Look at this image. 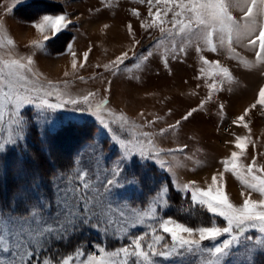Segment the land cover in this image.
<instances>
[{"label": "rangeland", "instance_id": "rangeland-1", "mask_svg": "<svg viewBox=\"0 0 264 264\" xmlns=\"http://www.w3.org/2000/svg\"><path fill=\"white\" fill-rule=\"evenodd\" d=\"M133 9L139 10V17L133 15ZM148 10L147 2L141 4L139 0H20L19 3L16 0H0V69L5 80L11 77L4 61L19 59L27 63V58L31 56L32 65L20 70L26 78L22 83L29 88H44L54 93L58 90L61 95L49 96L50 103L67 101L69 97L79 99L90 92L95 94L88 103L82 100L76 105L65 103L62 108L26 106L25 114L31 119L26 136L16 144L7 145L2 153L16 148L26 157L29 152L27 146L32 145L31 138L35 134L41 141H48L52 148L51 156L59 169L49 177L52 185L41 191L46 201L44 205H47L42 209L44 221L55 222L65 194L84 182L78 178L84 171L87 172L85 180L90 185L87 190L89 198L100 200L108 216L115 221V227L109 228L107 235L101 230L84 228L70 240L35 247L37 255L32 264H39L44 253L49 257H58L72 253L77 245L90 252L96 251V245L109 251L126 246L130 238H117L124 235L125 222L134 220V213L147 210L158 196L164 195L161 192L163 186L168 188L165 196L167 207L158 209V216H171L192 227L211 226L213 221L218 226H226L223 218L213 216L205 207L194 205L186 194L177 192L175 185L195 181L196 186L206 188L213 174L223 172L221 183L225 185L226 195L239 206L250 190L232 172L225 171L222 163L233 151H240L235 146L237 136L250 137L240 162L250 164L255 156L257 167L264 165V106L257 104L256 108H251L258 99L259 89L264 87V64L256 62L255 52L243 45H234L239 53V58H234L219 45L216 53L210 52L195 36L162 34L159 29L145 31L140 22L151 19ZM155 10L153 7L152 11ZM44 14H66L72 24L57 38L45 42L46 48L41 50L33 47L31 41L42 38L33 23ZM233 15L239 17L240 13L234 10ZM171 17L172 13H169L168 19ZM129 23L132 25L131 32ZM133 33L139 44L134 43ZM9 40L13 42L9 44ZM188 40L191 42L188 43ZM197 46L203 52H197ZM173 47L177 49L175 55L171 54ZM181 47L183 52L179 51ZM89 50L85 62L83 53ZM72 51L76 53L77 70L72 69ZM125 51L130 57L135 53L137 58L126 61L117 73L105 69L104 65H110ZM149 51L152 55L145 60L144 56ZM164 55H168L167 64L163 62ZM201 55L229 68L232 83L218 84L221 88L219 92L210 90L207 85L213 83V77L202 75L200 70L212 71V68L202 63ZM245 62L254 63V66L246 67ZM137 63L140 68L134 66ZM219 79L216 77V80ZM210 91L212 98L208 100ZM102 99L108 104L101 114L112 131L105 128L94 114L96 105ZM201 102H205L204 107L192 118L174 130L169 128L188 110L198 108ZM246 109H250L245 116L247 128L234 123ZM109 110L115 116L123 114L128 123L124 126L117 124L109 115ZM149 121L155 123L150 124ZM161 129L166 131L161 133ZM9 132L6 118L0 126V139L6 141ZM143 132L150 135L144 137L141 135ZM47 134L51 136L47 137ZM113 135L133 144L139 141L147 150L146 155L134 154L130 159H122L123 149L112 139ZM180 148L183 151L177 150ZM38 155H30L29 160L34 158L33 161L38 160L48 167L50 162L47 158ZM11 163L8 164L9 169L15 168L9 176L11 180L4 182L0 179V199L4 194V198L9 200L3 203L4 206L0 202V221L3 222L0 228L4 229L0 234L9 240L13 249L11 255L0 252V256L9 260L18 258V247L22 256L24 250L35 246L29 233L34 234L40 227L32 222L31 214L21 215V211L31 208L38 214L41 212L38 207L41 198L35 199L33 192L20 186L11 188L15 176L26 175L17 168L15 159ZM117 167L120 175L114 177L112 173ZM106 179H116L118 183L109 188L105 184ZM7 189L10 194H5ZM251 198L260 199L261 196L252 192ZM9 204L10 210L6 209ZM153 223L145 218V224L128 231L143 234L150 231L149 225ZM155 226L158 234L166 237L161 243H171L170 237L159 230L158 224ZM260 237L257 229H250L245 236H241L240 243L234 246L225 264H249L247 251L252 248L255 252L251 256V264H264V249L255 243ZM224 238H228L227 234L221 237ZM214 243L206 241L204 246L212 247ZM158 250L163 249L158 247ZM155 259L158 264H175L171 258ZM207 259V255L189 256L185 264H203Z\"/></svg>", "mask_w": 264, "mask_h": 264}, {"label": "snow or ice", "instance_id": "snow-or-ice-1", "mask_svg": "<svg viewBox=\"0 0 264 264\" xmlns=\"http://www.w3.org/2000/svg\"><path fill=\"white\" fill-rule=\"evenodd\" d=\"M17 3L20 0H16ZM141 4L147 2L149 5L148 16L151 19L142 20L141 27L148 31L150 29H159V31L167 34L179 33L186 37L195 36L202 40L212 53L217 52V45L225 48L227 52L234 58H239L234 45H243L255 52L256 62L264 64V0H139ZM163 6V7H159ZM156 10L153 12L152 8ZM175 9V10H174ZM240 13L237 17L233 15V11ZM172 13L169 20L168 14ZM133 15L139 17L138 9H133ZM72 24V21L66 14H44L33 23V27L41 34V39H34L31 44L35 48L41 50L46 48L45 42H50L53 38H57L65 29ZM171 24V27L168 25ZM2 27V25H0ZM107 27V25H105ZM129 31H132V25L128 24ZM215 37V41H214ZM134 39V33H133ZM13 41L9 40L11 44ZM188 43L191 41L188 40ZM135 44H139L134 39ZM71 50V46H69ZM197 52H203V49L197 46ZM89 51L83 53L85 62L89 57ZM180 52L184 48L179 49ZM171 54H177V49L173 47ZM152 53L149 51L144 59L147 60ZM72 69L77 70L76 53L72 51ZM136 54L130 57L127 51L116 57L111 64L104 65L105 69L117 73L120 66L125 65L126 61L136 59ZM200 60L204 65L212 68L207 71L201 68L202 75L213 77V83L208 84L210 90L219 92V85L225 82L232 83V73L229 68L220 65L218 61H209L203 55ZM163 62L167 64L168 55L163 56ZM8 68L9 80H5L3 70L0 69V126L5 123L7 118L9 126V137L6 141L0 139V153H2L7 145L16 144L23 139L31 123L30 117L25 113L26 106L34 105L38 109L45 107L49 109L62 108L65 103L76 105L81 102L88 103L94 93H88L79 99L69 97L67 101L60 103H50L48 97L57 94L61 95L58 90H46L44 88L27 87L22 81L25 77L21 75L20 70L29 68L32 63V57L27 58V63H22L19 59L6 60L3 62ZM83 65H81L82 67ZM140 68L139 63L134 65ZM246 67H253V64L245 62ZM67 75V73H65ZM219 77V80H216ZM212 92H209L208 100H211ZM205 102H201L198 108L188 110L180 120L170 125V129L178 128L182 122L188 121L193 114L204 107ZM108 104L107 100H101L96 105V114L100 123L108 128L109 123L106 122L104 115L101 114L104 107ZM257 104L264 106V87L259 89L258 99L251 108H256ZM223 108V105H221ZM250 109H246L243 115H240L234 123L243 124L245 128L248 124L245 122V116ZM109 115L113 116L115 122L124 126L128 123L123 114L115 116L109 110ZM154 124L155 121H149ZM14 129V130H13ZM161 129V133L165 132ZM250 131V129H249ZM142 136L148 137L150 133L143 132ZM112 139L123 149L122 159H130L134 154L141 157L146 155V149L137 141L133 144L131 141L121 139L119 136L113 135ZM246 141L250 142L248 136H237L235 146L240 151H233L229 158H225L222 163L225 171L232 172L236 178L247 188L249 193L244 198L243 203L239 206L232 203L226 195L225 185L221 183L224 173L213 174L211 183L206 188L196 186L195 181L185 183L183 185L176 184L177 192L186 194L194 205L205 207L207 211L215 217L223 218L226 226H218L216 222H212L211 226L192 227L184 222L169 216L162 218L157 215L158 209L167 207L165 196L168 188L163 186L160 195L154 200L147 210L134 213L135 219L126 221L124 224V235L119 239L130 238V243L126 246L109 251L106 248L96 245V251H87L85 248L77 245L72 253L64 254L58 257H49L47 253L41 255L39 264H158L156 257L174 259L175 264H185L187 257L193 258L207 255L209 259L203 264H225L227 258L232 254L234 246L240 243L241 236H245L250 229H257L261 233V237L256 240V246L264 249V165L257 167L255 156L250 164L240 162V157L244 154ZM151 143V141H149ZM186 147V146H183ZM183 151V148L177 149ZM257 172L260 174L258 175ZM114 177L120 175L117 167L113 171ZM87 172L84 171L79 175V179L84 181L82 185L71 189L65 194V200L59 205L55 222L44 221L42 219V209L47 205L39 204L41 212L38 214L31 208H25L21 211V215L31 214L33 223L39 224L40 227L35 233H29L34 241L33 247L24 250L23 255H19V247L16 249L18 258L5 259L0 256V264H32L37 253L35 247H43L50 242L70 240L78 232L84 228H94L101 230L107 235L109 228L115 227L113 221L104 209L102 202L95 197L89 198V183L85 180ZM116 179H106L105 184L109 188L117 185ZM108 188H106V191ZM260 194V199H252L251 193ZM244 195V193H241ZM69 196L71 199H69ZM10 207V206H9ZM19 210V209H18ZM40 216L37 219V216ZM121 214V219H123ZM145 218L153 221L149 225L150 231L143 234H131L130 229L137 225L145 224ZM0 223H3L0 221ZM163 234L170 237L171 243H161L165 241V235L158 234L157 227ZM0 228V233L3 232ZM227 234L228 238L221 239ZM150 237V240H149ZM251 239V237H247ZM146 241H149L146 243ZM215 242L212 247H205L204 242ZM22 247V246H20ZM162 248L163 250H158ZM0 252L12 254L13 249L9 246V240L0 234ZM255 252V248L248 249L247 255L249 264H251V256ZM26 258V259H25Z\"/></svg>", "mask_w": 264, "mask_h": 264}, {"label": "trees", "instance_id": "trees-1", "mask_svg": "<svg viewBox=\"0 0 264 264\" xmlns=\"http://www.w3.org/2000/svg\"><path fill=\"white\" fill-rule=\"evenodd\" d=\"M50 136H51L50 134H47V137H50ZM31 139H32V145L27 146L29 149V152H27L26 157L22 155L23 153L21 152V150L19 151L16 148H9L4 153H0V179H4L3 180L4 182L8 181V179L11 180V177L9 176L10 175L12 176V171L14 172L15 168L13 170H12V167L11 169H9L8 164H12L11 163L12 159H15V164L17 168H20L21 170H23V172L26 175L24 177L15 176V178H13L15 180L12 179V181L14 182L11 183V186H12L11 188H13V186L15 185L16 187L20 186L22 188H25L28 191L33 192V195H35V199L41 198V204L44 205L46 201L41 191H43L45 187L52 185L50 183L51 179L49 177L53 172L58 171L59 167L55 163L53 157L51 156L52 148L49 146V143H47L48 141H41L36 134ZM36 154L45 156L47 158V162H50L49 166L48 167L43 166V164H40V162L37 159H36L37 161H33L32 159L34 158L29 160L30 155L34 156ZM40 155L38 156L40 157ZM70 157H71V154L68 155V158H67L68 161L70 160ZM15 164H14V167H15ZM33 169L35 170L37 169V170L32 173L27 172ZM9 191L10 190L7 189V193L5 194H10ZM1 195L2 194H0V197ZM4 196L5 195L3 194L2 198L0 199L1 205L3 206H4L3 203L9 202V200L5 199ZM18 199L21 200L22 198H18ZM9 206L10 204L6 206L7 207L6 209L10 210Z\"/></svg>", "mask_w": 264, "mask_h": 264}]
</instances>
